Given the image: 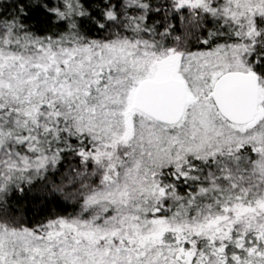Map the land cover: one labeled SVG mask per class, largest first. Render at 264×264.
Masks as SVG:
<instances>
[{"label":"snow or ice","instance_id":"1","mask_svg":"<svg viewBox=\"0 0 264 264\" xmlns=\"http://www.w3.org/2000/svg\"><path fill=\"white\" fill-rule=\"evenodd\" d=\"M0 264H264V0H0Z\"/></svg>","mask_w":264,"mask_h":264}]
</instances>
